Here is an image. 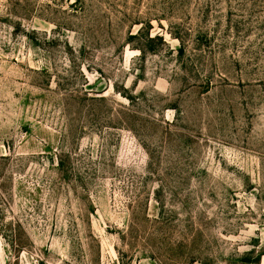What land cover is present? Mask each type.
I'll return each mask as SVG.
<instances>
[{
	"label": "rangeland",
	"instance_id": "1",
	"mask_svg": "<svg viewBox=\"0 0 264 264\" xmlns=\"http://www.w3.org/2000/svg\"><path fill=\"white\" fill-rule=\"evenodd\" d=\"M0 264H264V0H0Z\"/></svg>",
	"mask_w": 264,
	"mask_h": 264
},
{
	"label": "trees",
	"instance_id": "2",
	"mask_svg": "<svg viewBox=\"0 0 264 264\" xmlns=\"http://www.w3.org/2000/svg\"><path fill=\"white\" fill-rule=\"evenodd\" d=\"M151 39H149L148 41H150ZM127 99H131V97H129V95L126 97ZM101 100H103V97H101ZM12 242V241H11ZM263 255V253L262 254H259L257 257H256V261H259L260 260V258H261V256ZM245 261H246V259H245Z\"/></svg>",
	"mask_w": 264,
	"mask_h": 264
}]
</instances>
